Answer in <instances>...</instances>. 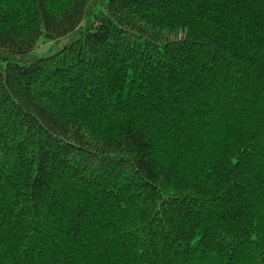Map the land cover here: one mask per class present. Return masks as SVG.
Wrapping results in <instances>:
<instances>
[{"label":"trees","instance_id":"16d2710c","mask_svg":"<svg viewBox=\"0 0 264 264\" xmlns=\"http://www.w3.org/2000/svg\"><path fill=\"white\" fill-rule=\"evenodd\" d=\"M0 264H264V0H0Z\"/></svg>","mask_w":264,"mask_h":264},{"label":"rangeland","instance_id":"374dc122","mask_svg":"<svg viewBox=\"0 0 264 264\" xmlns=\"http://www.w3.org/2000/svg\"><path fill=\"white\" fill-rule=\"evenodd\" d=\"M55 50H53L52 52H54ZM50 53V48L49 46H45V45H40L39 48H37L34 52V55L36 56H42V55H46Z\"/></svg>","mask_w":264,"mask_h":264}]
</instances>
